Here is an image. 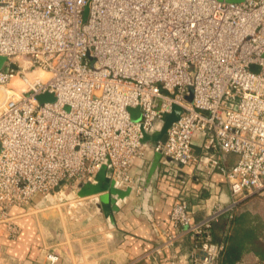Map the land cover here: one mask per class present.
Returning <instances> with one entry per match:
<instances>
[{
	"label": "built area",
	"instance_id": "2783aa9c",
	"mask_svg": "<svg viewBox=\"0 0 264 264\" xmlns=\"http://www.w3.org/2000/svg\"><path fill=\"white\" fill-rule=\"evenodd\" d=\"M0 56L2 215L67 181H93L106 162L117 182L131 184L145 132L177 104L180 118L155 151L191 165L201 134L213 152L238 156L221 166L228 205L197 221L178 199L168 217L196 238L194 261L219 264L214 222L264 192V0H0ZM45 92L55 100L41 102ZM161 180L170 186L169 168ZM59 260L49 252L42 264Z\"/></svg>",
	"mask_w": 264,
	"mask_h": 264
},
{
	"label": "crops",
	"instance_id": "0c3cea01",
	"mask_svg": "<svg viewBox=\"0 0 264 264\" xmlns=\"http://www.w3.org/2000/svg\"><path fill=\"white\" fill-rule=\"evenodd\" d=\"M194 144L197 160L172 169L170 186L164 187L161 177L154 184L146 206L140 196L141 190L132 192L117 201L112 219L103 211H96L95 228L81 227L76 235L66 233V239L63 237L60 243H57L60 236L43 221L51 214L33 211V207L41 211L39 207L50 199L48 195H40L41 201L35 202L33 198L28 205L13 206L5 216L0 208V258L4 257L5 264H42L49 252H56L60 254L56 264H195L198 260L194 259L201 256L200 250L195 248L196 238L184 228L176 229L168 222L173 203L178 199L187 200L197 221L208 217L217 204L228 205L232 196L221 166L231 168L238 156L213 152L209 148V135H197ZM147 167L132 166L131 173L144 175ZM118 184L123 189L128 186L122 182ZM80 217L90 219L92 212H80ZM230 219L231 216L224 213L214 222L215 241L222 242ZM10 221L19 227L16 236L10 234ZM171 233L178 234L175 241L151 257L154 248L162 245ZM235 264L264 263L254 252H245Z\"/></svg>",
	"mask_w": 264,
	"mask_h": 264
},
{
	"label": "water",
	"instance_id": "95a60500",
	"mask_svg": "<svg viewBox=\"0 0 264 264\" xmlns=\"http://www.w3.org/2000/svg\"><path fill=\"white\" fill-rule=\"evenodd\" d=\"M229 1L241 2L244 0ZM6 60L7 58L5 56H0V68L3 67ZM10 64L13 65V63ZM189 90L190 94L187 95V99L192 101L193 87L190 86ZM38 98L41 100V102L55 100V96L50 92L40 94ZM129 109L134 119H140L139 107H132ZM182 111V107L174 104L171 112L165 113L161 118L156 119L151 129L145 132L144 138L142 139L143 147L145 149L144 156L137 157L133 161V167L138 164L142 166L145 165L147 167L148 162V167L146 168V173L144 175L139 176L132 173L134 181L129 184L126 189H123L109 173L106 162L97 172L93 181L77 180L78 190L75 192L76 196H79L80 198H86L97 195L99 199L98 207L109 219L113 218V211L117 209V201L121 198H125L126 196H130L133 194L132 192L141 190L140 196L143 201V205L146 206L149 198L152 195L154 184L159 182L165 169L169 168L172 170L175 167L182 166L180 162L172 159L170 156L163 155V153L154 150L158 142L166 141L169 128L180 118ZM193 146L195 147L194 143ZM51 196V194H48L49 198H51ZM195 264L204 263L199 261Z\"/></svg>",
	"mask_w": 264,
	"mask_h": 264
},
{
	"label": "rangeland",
	"instance_id": "374dc122",
	"mask_svg": "<svg viewBox=\"0 0 264 264\" xmlns=\"http://www.w3.org/2000/svg\"><path fill=\"white\" fill-rule=\"evenodd\" d=\"M77 182V180H70L63 183L51 194V198L47 199L39 207L41 211H38V207H33L34 204H31L34 212L46 211L51 214V217L43 221H45L44 223L47 227L53 229V232L60 236L59 238L61 239L57 243H60L63 237L66 239L64 235L66 233L78 234L81 227L92 226V228H95L94 212L101 211L98 207L99 199L97 195L86 198L76 196L75 192L78 190ZM40 198L42 196L38 195L33 200L36 202ZM85 211L92 212L90 219L80 217V212ZM240 211H251L264 219V192H255L244 198L238 207V212ZM262 230L264 231V227Z\"/></svg>",
	"mask_w": 264,
	"mask_h": 264
},
{
	"label": "trees",
	"instance_id": "16d2710c",
	"mask_svg": "<svg viewBox=\"0 0 264 264\" xmlns=\"http://www.w3.org/2000/svg\"><path fill=\"white\" fill-rule=\"evenodd\" d=\"M239 205L222 240L219 264H235L245 252H254L264 263V219L251 211L238 212Z\"/></svg>",
	"mask_w": 264,
	"mask_h": 264
},
{
	"label": "bare ground",
	"instance_id": "6f19581e",
	"mask_svg": "<svg viewBox=\"0 0 264 264\" xmlns=\"http://www.w3.org/2000/svg\"><path fill=\"white\" fill-rule=\"evenodd\" d=\"M1 93H2V92L0 91V97H1Z\"/></svg>",
	"mask_w": 264,
	"mask_h": 264
}]
</instances>
